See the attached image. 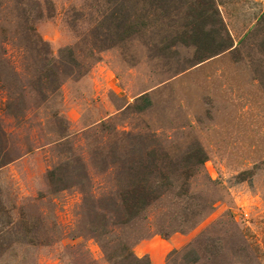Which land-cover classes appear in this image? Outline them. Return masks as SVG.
<instances>
[{
	"label": "rangeland",
	"instance_id": "rangeland-1",
	"mask_svg": "<svg viewBox=\"0 0 264 264\" xmlns=\"http://www.w3.org/2000/svg\"><path fill=\"white\" fill-rule=\"evenodd\" d=\"M0 264H264V0H0Z\"/></svg>",
	"mask_w": 264,
	"mask_h": 264
},
{
	"label": "trees",
	"instance_id": "trees-1",
	"mask_svg": "<svg viewBox=\"0 0 264 264\" xmlns=\"http://www.w3.org/2000/svg\"><path fill=\"white\" fill-rule=\"evenodd\" d=\"M150 203L149 197L146 196H132L126 199V209L128 212H133L142 208V206L148 205Z\"/></svg>",
	"mask_w": 264,
	"mask_h": 264
}]
</instances>
